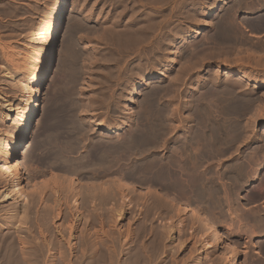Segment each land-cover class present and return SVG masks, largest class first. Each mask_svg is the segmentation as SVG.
Masks as SVG:
<instances>
[{
  "label": "bare ground",
  "instance_id": "6f19581e",
  "mask_svg": "<svg viewBox=\"0 0 264 264\" xmlns=\"http://www.w3.org/2000/svg\"><path fill=\"white\" fill-rule=\"evenodd\" d=\"M180 1L181 0H179V2ZM260 1L261 0H232L229 3V10L233 12L235 8L234 6H245L252 8L255 4L258 5L257 10H261L262 8H264V5H262ZM177 2L178 0H117L116 7L119 8L117 12H120L121 15H125L127 12H129L130 14V16L128 17L129 19L127 18L128 23L124 22L127 28H122L128 31H126V33H128L130 38L127 37V39L133 40L134 38L132 37L134 34H136V36L142 41L148 40L149 42V40H153V37L160 28V25L162 24L163 26V23L160 22V20L162 19L159 18L160 20L156 21L153 20V18L152 20L155 23L150 24L149 22L151 21L149 20V17L152 13L155 14L161 11H166L165 8L169 4H172V8H175V6H177ZM262 2H264V0H262ZM66 4L67 0H59L54 7V11L47 23V34L41 37V46L35 52V56L27 63L29 71L31 72V81L29 82V86H23L24 90L21 97L17 99H11L7 102L6 105L7 115L10 114L11 117H13L14 125L11 131L0 140V180L1 182L2 180L4 182H2L3 184L0 186L2 189L0 191V264H43L44 262L42 260L46 261V255H44L45 250H47L49 247L43 246L45 245V243L42 244V240L37 236L36 232H38V234L40 233L41 235L42 233L46 232V235L50 236L51 238V245L55 249H59L60 256L58 254V257L60 258H58L59 261L56 264H110L114 263L115 261L117 262V259L115 261L112 260L114 256L113 254L117 252V254H119V252H122V254H127L125 257L126 259H123V262L120 258L122 264H151L152 257L154 255L150 257L151 254H147L149 253V251L146 252V250L143 249L144 246H142L143 248L138 246L135 247L133 243L136 244V242H131L132 244L130 243V245L124 248V251H121V248L117 250V244L115 243L116 240L114 239V241H112V246H110L109 249L110 252L113 251V254L111 253L105 255L104 251L106 250L102 249L103 246H101L102 243L104 245L102 235H104L105 233L104 231L102 232L100 228L98 229V227L96 229L93 227L95 230L92 229L91 233L89 232L90 236H92L91 239L86 238L87 236L85 237V235L88 234H80L81 236L78 235V237L76 238V242L73 243L75 235L72 236V232L76 231V228H78L77 225L81 220L84 221L85 224L88 223L90 225L91 223V227L93 225H96L97 220L101 218L103 213H105L104 216L110 214L111 216H113L116 222L121 221L125 218L126 213L129 212H127V210H130V208H132L134 205H136L135 208H137V206L138 208L140 207L139 205H137L140 203L139 200L147 201V199L149 198V201L152 200L151 202H154V204H152V207L150 208L151 210H155L153 206L156 204H159L158 207L161 204H165V209L163 210L167 209V211L170 212L169 214H171V209L175 207L177 209V213L181 211L182 214H185V216L187 215L189 218H191V221L194 222L193 224L201 229L203 234L195 238V245L198 246L199 256H202L204 251L212 248L215 252H217L219 257L218 259L223 261L224 264H238V259L240 257L238 244L234 239H232L231 236L228 235H234L233 233H231L232 230L230 231L229 229H224L225 227H216L210 221L208 216L198 208L200 206L193 205V202L191 203L190 201L191 198H194V202H197L198 204L200 203L202 204V206L210 209L209 213H213V208V210L216 211V208H221L223 206H228L229 210L230 208L232 209V207H235L234 209H238L237 211H241L240 213L244 211V216L243 214H241L242 216L238 217L243 218L239 220L244 219L246 221L245 223L250 225V233H261L262 235H264V206H262V208L259 206L261 208L260 210L257 207L258 210L246 209L245 211L244 209H242V203L239 194L241 183L244 184L245 179L249 178L250 176L251 180L258 179L261 172V182L258 180L261 187L258 186L259 188L256 191L254 190V194L252 193L253 191H251L253 195L251 197H253L255 200L264 199V135L262 136L261 133L263 142H261V145H259L258 147H251V149L253 148V150H249V152H245V154L243 155L239 153L238 156L233 160L232 158H228L224 159L223 163H218V165L221 166L219 170L213 169V163H211L212 161L214 162V158H218L219 156H221V154L228 153V151L231 152L230 149H233V146L236 145V142L237 144H239L238 146H240V143H238V141L246 139L253 140L256 137L255 133L251 135L249 134L250 127L248 125V122L247 124L242 123L241 120L242 117H244V113L246 114V112L251 110L252 108L255 109L253 105L255 104L256 99L255 95L254 97L252 96L254 93L251 94L250 92L244 91V89L240 87V81L238 82L237 80H235L237 81L235 82L232 80V82L230 81V79H226V77L223 81H221L218 77V72L221 68L219 66H217L215 69H212L211 72H208L210 71V68H207V73L211 75V78L204 77L203 75H198L196 82L189 87L187 86L184 94L185 97L182 98L183 100L181 99L182 101H180V99H178L180 101L179 106L184 110L187 109L188 112L185 117L183 116L184 122L182 123V133H179L180 135L176 138L177 141L171 147V149L168 148V154L166 155L157 153L156 148L157 146H159L160 136L166 134L164 132H167L168 136V134H171L172 131L174 132V125L175 127L179 125V121L178 124L172 125L179 119L177 117L179 115H177V111L179 112L180 109L178 110V106L177 108L174 107L176 105L173 104V106L171 102L173 103L172 100L175 97V94H177V97L180 91H182V86L179 85V83L181 84L182 80L180 82L179 78H183L178 76L173 78L174 76L172 75L171 77L173 79L170 80V82L168 81L169 84L162 85L155 83V78L158 77L157 79H159L160 73L154 71L150 77L151 81L143 83V80H141L137 83V86L140 87L146 84H149V86L145 91H143L144 96L141 102L138 104V119H129L130 121L128 120L127 123L130 124L129 126H131V128L130 130L128 128V133L125 136L123 135V137L117 136L113 138L101 136L95 137L93 139H90L89 137L86 138V136L85 138L88 140L84 141V136L82 137L81 134L86 135L90 131V129L84 125L78 124V121H76L75 118L76 116L74 117V114L71 113V123V120L69 121L68 118L69 115H66L68 118L67 124H65V122L62 125L60 123L58 125L54 124L55 126L53 124V126H44V131L39 127L43 132L41 131L40 135H36L38 138H36L37 140L35 139V144L33 143L34 146L31 147V150L27 153H24L25 156H27L26 158H28L34 153L33 151H35V148L39 151L38 158H40L41 160L40 164L43 162L44 166L46 165L45 170H48L47 174L41 181H37L36 174L34 173L35 171L33 172L31 169H29L24 159L18 157L20 147L24 142V139L26 138L30 126L32 125L33 115L35 113L36 107L39 106V103L44 94V81L50 69L52 57L54 55V52L56 51V46L59 42L58 36L62 26ZM114 5L113 7L115 8ZM179 6H181V2ZM172 10L173 9H171L170 11ZM120 13L118 14V16L120 15ZM157 16H159V14H157ZM209 16L211 18L207 19L206 22L204 21L205 23L203 24V30L214 25L213 18L215 17V14L212 15L211 13V15ZM225 17H228V14H226ZM233 17L235 16L233 15ZM258 18L260 17L256 16L254 20L251 19V21H253L254 23L250 21L251 23L248 22L249 24H244L245 27L251 26L252 30H250V28L249 31H253L254 29L260 32H264V17L263 19L261 17L263 22H261L260 24V21H258L260 19ZM228 19L226 18V21L220 20L225 24L224 26L223 24L219 25L220 28L216 26L217 29L214 28L215 30H213L211 34L208 32L210 34V38L208 36L207 39L206 36V41H203V43L200 42V44L196 45L193 50L189 49L188 53L191 56L187 58V62H190V60H192V62H190V64L186 63L185 66L183 65L184 68L181 69L182 71L187 69L188 72H190L191 67H194L195 65L197 66L194 68H198V65H200L201 63V58L203 59L206 56L208 57V55H206L207 52L208 54H219V52L222 53L223 51L227 52L229 50L231 52V47L235 44L240 43L241 45L245 42V44H248L247 41H252V39H249L250 36H246L243 32L245 28L242 29V27L240 26L245 23V21L241 24H239V22L237 25L235 21V24H233V21L231 22L230 19ZM255 20L258 21V23H256ZM227 21H229L230 23L228 22L229 24H226ZM139 22H142L141 24H139L140 26H138V28H134L133 25ZM125 24L122 25L125 27ZM121 31H118L120 32V35L122 34ZM174 32H176L177 34V31ZM123 33H125V31ZM164 35L166 36V34ZM252 35L255 34H251V36ZM122 36L123 35H121L120 38ZM125 36H123L125 38L124 41L127 40ZM181 36L182 35H180L179 37ZM187 36H191V32L188 33ZM117 39L119 42V37L116 38V40ZM124 41L120 39V42L123 43ZM134 42L132 41L130 42V44L132 45L133 43L135 46ZM138 42L136 45H139ZM119 43L118 45H120ZM156 43L155 45L157 46ZM167 43L170 44V42ZM60 44L62 45V41ZM124 45L127 47V44ZM131 45L130 48L133 47V51L135 47ZM152 45L150 48L154 46ZM255 45L260 46L259 49H264V42H257L255 43ZM186 46L188 47V45ZM190 46L189 48L193 47ZM164 48H161V50H164ZM125 49L128 50V48ZM183 49L184 48H182L181 46H178L177 50H175L174 52L171 50L173 53L168 61L169 63H167L166 65L167 70L172 69V64L177 61L178 54H181V52L182 54H184V52L187 50L184 49L185 51H183ZM205 49H208L206 54ZM123 50L124 48L122 49V51L119 50L120 53L123 52ZM130 51L131 49L128 50V53H130ZM248 51L249 52L247 56L242 54V56H244V58L247 60L250 59V57L252 59V56H250V54L253 55L250 50ZM240 53L241 52L238 51L237 54ZM124 54L125 51L123 52V55ZM185 56L188 55L185 54ZM253 58L255 59L254 61H257L260 64L262 63V65L264 66V56L253 55ZM257 62L256 64L259 65V63ZM137 64L139 65L140 62ZM136 68L137 67H135V69ZM226 71L234 72L235 69L229 68ZM132 72L134 74V71ZM136 72L137 71H135V73ZM184 72L187 73V71ZM184 72H182V74ZM249 75L250 74H248V72L246 73L245 71V73L243 72V74H241V78L250 79ZM229 78L231 77L229 76ZM18 79L20 80L21 78ZM263 79L264 78H262V81L261 79H251V81L262 87L264 86ZM182 83H185V81ZM137 86L133 89V93L136 95L137 93H139L137 90ZM246 87L247 86H245V88ZM164 95H167L168 98L165 104H161L160 98H162V96ZM260 98L261 97L258 98L257 102H259ZM179 101L176 100L177 103ZM263 101L264 100H262V103L259 104L261 110H259V113L261 112L260 114L262 116L263 123L262 128L264 129ZM122 109L123 112H126V114H131L132 107H129L126 103L124 104ZM136 112L138 113V111ZM181 116L182 115L180 114L179 117ZM164 122L166 123V125H164ZM127 123L126 121H122L120 125H117L115 127L101 123L100 126L104 131L111 130L119 133L128 126ZM45 128L48 131H45ZM44 132H47V135H45ZM48 133L51 134L48 135ZM235 149L237 151V148ZM210 160L212 161L210 162ZM22 179H25L26 184L30 186L26 193L22 191V186H20V181ZM77 184L81 186L77 187ZM250 200H252V198ZM148 205L150 206V204ZM162 205L161 207L163 208ZM207 208L206 210H208ZM157 209L159 208L156 207V210ZM168 209H170L171 211ZM225 210L223 209V211ZM229 210L227 212L230 214ZM146 211H149V209H147ZM215 211L214 213H216ZM223 211L221 210L220 212L222 213ZM238 212L236 213L234 211V213L231 214H236V217L237 214L239 215ZM172 214L175 218L176 212ZM172 214L170 215L171 218L169 217L171 220L173 217ZM44 217L47 219L44 220ZM106 217L109 218L110 216L108 215ZM171 220H169V222ZM56 221H59L57 225L58 227L60 226V229L54 227L55 230L52 231L50 229L52 226L50 227V225L52 223L54 226V223ZM65 221L66 223L68 222L66 224L67 226L64 225ZM102 221L103 220H101V222ZM141 223H139V225ZM145 223L147 224L148 221H146ZM111 225L113 227L114 224ZM143 225H140L141 228L139 230L142 229ZM169 225L170 227L167 228H171V222ZM162 226L161 230L165 231L166 226L164 225L165 228L163 226L164 229L162 228ZM138 227L136 229H138ZM177 227L179 231H183V224H181L180 222ZM255 228L258 230V232H256L257 230ZM144 229L146 230V227H144L143 230ZM82 230H84V228ZM116 230L118 236L122 235L121 232L118 231V229ZM22 232L25 234L24 236L27 239H25L26 242H24L22 237H20V233ZM66 232L68 233V238L66 237L67 239L65 238ZM111 232L114 234L112 230ZM169 232L166 233L168 234ZM83 233L87 232L83 231ZM126 233L127 236L131 238L133 232L129 228H127ZM138 235L139 234H137V236ZM177 237H175V239L171 241L175 242L174 244H176L175 247L177 248V250H182L185 246V241L178 240ZM162 238L164 242V237L162 236ZM110 239H112V234ZM153 240H150V244H155L153 242L151 243V241ZM158 241H156L155 246L157 245ZM137 244L139 245V243ZM158 244L160 245V243ZM164 244L166 245L165 242ZM25 245L27 246L25 247ZM44 247H46V249ZM160 247L162 249L163 246L161 245ZM158 250L159 249H157V252L163 251ZM73 251L76 252V258L74 256L75 259H73L72 261L70 256L73 255ZM151 252L152 251H150V253ZM211 252L213 251L211 250ZM107 253H109V251H107ZM211 254L213 255V253ZM203 258L204 257L202 256L200 260L202 261Z\"/></svg>",
  "mask_w": 264,
  "mask_h": 264
},
{
  "label": "rangeland",
  "instance_id": "374dc122",
  "mask_svg": "<svg viewBox=\"0 0 264 264\" xmlns=\"http://www.w3.org/2000/svg\"><path fill=\"white\" fill-rule=\"evenodd\" d=\"M58 1L59 0H0V140L5 135H7V133H9L11 131V129L13 128V125H14L13 124V117H11L10 114L7 115V111H6L7 102L10 101L11 99L20 98L22 95V92L24 90V87L29 86V82L31 81V72L29 71L27 63L29 62V60H31L35 56V52L41 46V37L43 35L47 34V23H48L51 15H52V13L54 11V7L58 3ZM230 1H232V0H195V1L192 0V2H193V4H192L191 0H189V1L188 0H181L180 1L181 6H179L180 2L178 0L177 6L179 7V9L177 6H175V8H172V6H171L172 4L171 5L169 4L165 8L166 11H161V12L155 13V14L152 13L151 14L152 17L151 16L149 17V20L151 21V22H149L150 24L155 23L153 20L157 21V20L162 19V20H160V22L163 23V26H162V24L160 25V28L158 29V31L155 34L156 37L154 36L153 37L154 39L151 41L149 40V42H148V40H146V41L140 40L136 36V34L133 35V37H132V38H134L133 40L127 39V37L130 38L128 33H126L127 30L126 29L124 30L122 28H127L125 23L126 22L128 23L127 18L130 16V14H129V12H127L125 15L124 14L121 15L120 12H117L119 10V8L116 7L117 0H115V2H114V0H67L65 12H64V17H63V21H62V26H61L60 33L58 36L59 42L56 46V51L54 52V55L52 57L50 69H49L47 77L44 81V94H43V97L39 103V106L36 107L35 113L33 115L32 125L30 126V129L27 132L26 138L24 139V142L22 143L20 150H19V153H18V157H21L24 159V161L27 164V166L29 167V169H31L33 172L35 171L34 173L36 174L37 181H39V180L41 181L43 179V177L47 174L48 170L47 169L45 170L46 165L44 166L43 162L40 164L41 160H40V158H38V155H39L38 152L39 151L36 150V148L34 149L35 151H33L34 153L32 152L33 154L31 153L32 155L28 158H26L27 156H25L24 153L29 152L31 150V147L34 146L33 143L35 144L34 141L37 140L36 138H38L37 136L40 135V132L42 130L44 131V129H43L44 126H53L54 124L58 125L60 123L62 125L65 122H66L65 124H67L68 118H69V121L71 120L70 121V123H71L72 122L71 116H72V114H74V117L76 116L75 118H76V121H78V124L84 125L90 129V131L86 135L81 134L82 137L84 136L83 137L84 141L88 140V139H86L88 137L90 139L91 138L93 139L95 137H101V136L102 137L107 136L110 138L117 137V136L123 137V135L125 136L128 133L127 132L128 128H129V130L131 128V126H129L130 124L127 123L128 120L129 119L130 120L138 119L137 118L139 116V109H138L139 105L138 104L141 102V100L144 96L143 91H145L147 89V87L149 86V84L148 85L146 84V85L140 87V86H137V83L141 80H143L142 81L143 83H147V82L151 81L150 77L154 71H157L160 73L159 79H157L158 77L155 78V80H156L155 83H158V84H162V85L163 84L164 85L169 84L170 80H172L176 76L182 77L184 79L183 80V79L179 78L180 82H181V80H182V82L185 81V83H182V82H181V84L179 83V85L182 86V87L180 86L182 91H180L179 95L181 94V92H182V94L180 95V97H179V95L177 96L179 98H177L176 97L177 94H175V97H174L175 100L173 98V100H172L173 103L171 102L172 105L173 104L176 105V106L173 105L174 107L177 108V106H178L179 107L178 110L180 109L179 110L180 113L177 111V115L179 114L177 117L179 119L177 121H175L172 125L178 124V121H179V125H177L176 127L174 125V129H175L174 132L172 131V133L168 134V136H167V132H164L166 134L163 133L164 135H161L162 137L160 136L159 142L161 143V145L159 143V146H157V148H156L157 153L163 154V155L168 154L167 150L171 149V147L177 141L176 138L182 133V127H183L182 123L184 122V117H185V115H187L188 110L187 109L184 110L179 105H180V101L183 100L182 98L185 97L184 94H185V91L187 89V86L189 87V86L193 85V83L196 82L198 75H201V76L203 75L204 77L211 78V75L209 73H207V68L208 69L210 68L209 69L210 71H208V72H211L212 69H215L217 66L221 67L219 69V72H218V77L221 81H223L225 79V77H226V79H230V81H232V80L233 81L237 80L238 82L240 81L241 82L240 87L242 89H244V91L250 92L251 94L254 93L252 96L254 97V95H255V99H256L255 104L253 105L255 107V109L252 108L251 110L247 111L246 114L244 113L243 114L244 117H242L241 120H242V123L247 124V122H248V125L250 127L249 134L251 135V134L255 133L256 137L253 140L252 139H246V140L238 141V143H240V146H238L239 144H237V142H236L235 143L236 145L233 146V149L232 148L230 149L231 152L228 151V153L221 154V156H219L218 158H214L213 159L214 162L212 160H210V162L212 161L211 163H213L212 164L213 169L219 170V168H221V166L218 165V163L219 164L223 163L224 159L232 158V160H233L238 156L239 153L241 155H243V154H245V152H249V150H253V148H256L259 145H261V142H263L262 136L264 135V133H263L264 129L262 128L263 123H262V116L260 114L261 112L259 113V110H260L259 104H261L262 103L261 101L264 100L263 99L264 98V93H263L264 92V86H262L263 87L262 88L260 85H257L254 82H252L251 79H261V81H262V78H264V66L262 65V63L260 64L259 62L254 61L255 59L253 58V55L264 56V49H262V48L259 49L260 46L255 45V43H257V42H259V43L264 42V40H263L264 39V32L263 31L260 32V31L254 30V29H253V31H249L250 28H251L250 30H252V27L251 26L245 27L244 24H246V23L249 24L248 22H250L251 19L254 20L256 16L260 17V18H258V19H260V20H258V21H260L259 24L261 22H263L262 19L264 17V14H263L264 8H262L263 10L262 9L257 10L258 5H256V4L252 8L245 7V6L244 7L234 6L235 8L233 10V12H234L233 13L229 10L230 9V4H229ZM260 2L262 3V5H264V2H262V0ZM113 5L115 6V8L113 7ZM167 7H168V10H167ZM224 7H226L227 9ZM171 9H173L175 11L172 10L173 11L172 12V11H170ZM251 9H253V10H251ZM258 11H259V13H258ZM119 13H120V15L118 16ZM211 13H212V15L215 14V17L213 18V22H214L215 26L213 25L212 27H208L205 30H203V24L206 22L207 19L211 18L209 16V15H211ZM157 14H159V16H157ZM160 14H162L163 16ZM226 14H228L230 21L231 22L233 21V24L237 23V25H238L239 22H240L239 24H241L245 21V23L242 24L243 26L242 25H240V26L242 27V29L245 28V30H243V32L245 33L246 36L247 35H248V37L250 36L249 39L250 40L252 39V41H254V42H252V41L248 42L247 41L248 44L250 43L249 45L245 44L246 42L244 44H241V45H240V43H237V44H235L236 46L234 45L231 47L232 48L231 52L229 50L227 52L223 51L224 53L219 52V54H217V53L216 54H213V53L208 54V52H207L208 49L207 50L205 49L206 50L205 54L207 52L206 55H208V57L204 54L206 57L203 56L205 58H203V59L201 58V63H200V65H198L199 66L198 68H194L197 66V65H195L194 67H191V71L189 68L190 72H188L187 69L184 70V71H187V73L182 71L181 69L184 68L186 63L190 64V62H192V60H190V62L189 61L187 62V58H189L191 56L188 53L189 49L193 50V48L196 47V45L200 44V42L203 43V41H206L208 39V36L210 38L211 32L213 30L217 29L216 26H218V28H220L219 27L220 24H223V26H224L225 24L222 21H224V20L226 21V18L228 19V17H225ZM229 14H230L231 18L229 16ZM232 14L235 17H233ZM221 17L224 19H222ZM232 17H233V19H232ZM261 17H262V19H261ZM241 19H242V21H241ZM220 20H222V21H220ZM256 20H257V18H256ZM234 21H235V23H234ZM258 21H256V23H258ZM117 22H118V24H117ZM228 22L229 21H227V23L226 22L225 23L229 24L230 22L229 23ZM251 22L254 23L253 21H251ZM141 23L140 22L135 23L133 25L134 28H138V26H140L139 24H141ZM122 24L123 25L125 24V27ZM221 27H222V25H221ZM246 28H248V29H246ZM161 29L164 33L161 31ZM166 29H167V32H166ZM123 30L125 31V33L127 35L125 33H123L124 32ZM118 31H121V33H122L121 35H123V36L126 35L125 36L127 39L126 41H124L125 38L123 36L120 38L121 35H120V32H118ZM174 31H177V34ZM161 32L163 33V35ZM190 32H191V36H187V34ZM258 32H260V33H258ZM164 34H166V36ZM185 34H186V36H185ZM251 34H255V35L251 36ZM177 35H179V36L182 35V36L179 37ZM206 36H207V39H206ZM118 37H119V42L121 39L125 43L124 42L119 43L118 39L116 40V38H118ZM202 39H204V40H202ZM61 41H62V45L60 44ZM129 41L130 42H132V41L138 42L139 41L138 42L139 45H136L137 42H134L135 46L133 43L131 45ZM117 42L121 45V47H120V45H118ZM127 42L131 46L135 47V49L133 51H132L133 47L130 48V45ZM167 42H170V44H168ZM155 43L157 44V46L155 45ZM124 44H127V47ZM159 44L160 45L162 44V45L160 46ZM123 45H124V47H123ZM145 45H146V47H145ZM151 45L153 46L152 48H150ZM186 45H188V47ZM159 46H160V48H159ZM178 46L179 47L181 46L185 50L187 49L186 50L187 53L183 49V51H185L184 54H182V52H181V54H178L177 61L172 64V69L167 70L166 65H167V63H169L168 61H169L172 53L175 50H177ZM189 46L190 47L193 46V47L189 48ZM122 47L124 48L123 52L125 51L124 55H123V52L120 53V51H119V50L122 51V49H123ZM241 47H242V49H241ZM125 48H128V50L131 49L130 53H128V50ZM161 48H164V50L163 49L161 50ZM144 49H146V50H144ZM248 50H250V52H252L253 55L250 54V56H252V59L250 57V59L247 60L244 58V56H242V54L247 56V54L249 52ZM136 51H138V52H136ZM147 51H148L149 56L147 55ZM238 51H240L241 53L237 54ZM185 54L188 56H185ZM209 55H211V56H209ZM238 55H239V57H238ZM142 56L144 57V59ZM141 57H142V59H141ZM241 59H242V61H241ZM250 60H252V61H250ZM139 62H140V64L138 65L137 63H139ZM256 62L259 63L260 66L258 64H256ZM133 65H134V67H133ZM130 67H131V69H130ZM135 67H137V68L135 69ZM229 68L235 69V71L234 72H227L226 70ZM25 71H27V72H25ZM132 71H134V74ZM135 71H137V72L135 73ZM245 71H246V73L248 72V74H250L249 75L250 79L241 78V74H243V72L245 73ZM182 72H184V73L182 74ZM199 72H200V74H199ZM176 74H178V75H176ZM172 75L174 76L173 78L171 77ZM209 75H210V77H209ZM229 76L231 78H229ZM18 78H21V79L19 80ZM186 79H188V80H186ZM237 81H235V82H237ZM243 83H244V85H243ZM263 83H264V79H263ZM136 86H137V90L139 92V93H137V95L133 93V89L136 88ZM183 86H184V88H183ZM245 86H247V87L245 88ZM259 97L262 98V99L261 98L259 99L260 103L257 102ZM167 98H168L167 95L162 96V98H160L161 104H165V102L167 101ZM178 99H180V101ZM176 100L179 101L178 102L179 104L176 102ZM175 102H176V104H175ZM125 103L129 107H132V109H131L132 115L131 114L128 115V114H126V112H123L122 108H123ZM256 104H257V106H256ZM136 111H138V113ZM133 112H134V114H133ZM67 113H70V114H67ZM167 114H168V112H167ZM180 114L182 115L181 116L182 118L179 117ZM66 115H69V116L71 115V116L70 117L68 116V118H67ZM122 121H126L128 126L125 127V129L119 133L118 132L116 133L115 131H111V130H109V131L105 130L104 131L103 128L100 126V124L103 123V124L115 127L117 125H120V123ZM164 125H166L165 122H164ZM46 128H45V131H48ZM165 131H166V128H165ZM36 132H38V133H36ZM49 132H50V130H49ZM44 133H45V135H47L46 134L47 132H44ZM261 133H262V136H261ZM49 134H51V133H48V135ZM120 134H121V136H120ZM98 135H100V136H98ZM241 142H242V144H241ZM160 146H161V148H160ZM251 147H253V148L251 149ZM235 148H237V151ZM43 169H44V171H43ZM36 171H37V173H36ZM43 172L44 173L46 172V173L44 174ZM260 177H261V172H260ZM260 177L258 179L251 180V176H250L249 178L245 179L244 184L241 183L239 194H240V199H241V203H242L241 204L242 209H244L245 211H246V209L247 210H256L257 207L260 210L262 208V206H264V199L263 200L262 199L255 200L253 197H251V196H253L252 193L254 194V192L259 187H261L260 186V182H261ZM258 180L260 182H258ZM0 182H1V180H0ZM2 182H3V180H2ZM2 182L0 183V186L4 183V182L3 183ZM20 186H22V191L24 193H26L28 191V189L30 188V186L28 184H26L25 179H22L20 181ZM80 186H79V184H77V187H80ZM1 190L2 189L0 187V191ZM251 191H253V192L251 193ZM249 196L252 198V200H250L251 198ZM263 197H264V195H263ZM149 199H147V201L139 200L140 203L138 202L139 204H137V205H139L140 207L138 208V206H137V208H135L136 205H134L132 207L133 209L130 208V210H127V212L128 211L129 212L126 213L125 218L122 219L121 221L116 222L114 220L113 216H111L110 214L106 215V216H108V215L110 216L109 218H107L106 216H104L105 213L102 214V216H104L105 218L101 216V218L97 220L98 226L96 224V225H93L90 227V225H92L91 223L89 225L88 223L85 224L84 221H82V220L79 221V223L77 225L78 228H76L75 232H72V236L75 235L74 239H73V243L76 242V240H77L76 238L80 234L81 235L82 234L83 235L88 234V235H85V237L87 236L86 238L91 239L92 236H90L89 232L91 233L92 229H94V228L96 229L98 227V229L100 228V230L102 232L104 231V233H105L104 235H102L104 245L102 243L103 241L101 242L102 244L100 243L101 246H103L102 249L106 250V251H104L105 255L111 254V253L113 254V251L111 250L112 252H110L109 249H110V246H112V241H114V239H115L116 240L115 243L117 244L116 245L117 250H119L121 248L120 249L121 251H124V248L126 246L130 245L131 242L132 243L136 242V244L133 243L135 245V247L136 246H138V247L144 246V248L143 247L142 248L145 249L146 252L149 251V253H147V254L148 255L151 254L150 257L152 255H154L152 257L151 264H224L223 261L218 259L219 257H218L217 252H215L212 248L208 249L209 251L208 250L204 251V253L202 255L204 258L202 259V261L200 260L202 256H199V254H198L199 249H198V246L195 245L196 244L195 238H197V236L202 235L203 232L195 224H193L194 222L191 221V218H189L187 215H186L187 216L186 217L185 214H182L181 211L179 213H177V211H176L177 209L174 207L173 208L174 210L173 209H171V210H172V213L176 212V214H175L176 219L174 218V215L171 213L173 216L172 220H171L170 219L171 214H169L170 212L167 211V209L163 210V209H165L164 208L165 204H163V205L161 204L163 206V208L161 207V205L158 207L159 204L158 205L156 204V205H154L155 207L153 206V208H155V210H151L150 208L152 207V204H154V202H151L152 200L149 201ZM191 202H193L192 203L193 205L200 206V207H198V206L197 207L199 209H201V211H203L208 216L210 221L216 227H221V228L225 227L224 229H229L230 231L232 230L231 233H233L234 235H232V234H228V235L231 236L232 239H234L238 244V248L240 250V257L238 259V264H264V243H263L264 242V235H262L261 233H255V234L250 233L251 232L250 228H249L250 225L246 224L245 223L246 221L244 219L239 220V219H242L243 217L238 218L239 216L240 217L242 216L241 214H243V216H244V211L241 208L240 209L243 211L242 213H240L241 212L240 210H239L240 212H238L237 211L238 209L235 210L234 209L235 207L234 208L232 207L233 210L231 208L229 210L228 206H223L224 208L221 207L224 210L226 209L225 211H223V209H221L220 207L219 208L215 207L216 211L213 210L214 209L213 208L212 209L213 213H209L210 209H208L207 207L202 206V204H200V203H199L200 204L199 205L197 202H194V201H191ZM143 204H146V205H143ZM148 204H150V206ZM141 206L143 209L141 208ZM156 207L159 209L156 210ZM204 207H205V209H204ZM206 208L208 210H206ZM147 209H149L150 212L146 211ZM217 209H219V210H217ZM168 210H170V209H168ZM221 210L223 211L222 213L220 212ZM228 210H229L230 214L227 212ZM214 211L216 213H214ZM234 211L236 213L238 212L239 215L237 214L236 217H235L236 214L232 215L231 213H234ZM206 212H208V213H206ZM177 214H179V215H177ZM215 216H216V218H215ZM46 219L47 218L44 217V220H46ZM101 220H103V221L101 222ZM142 220H144V221H142ZM145 220L148 221L147 224L145 223L146 222ZM149 220H150V222H149ZM169 220H171L170 222H171V228L172 229L167 228V227H170ZM141 221H142V223H141ZM143 222H144V225H143ZM179 222L181 224H183V228L181 227L183 229V231L182 230L179 231V229L177 227ZM236 222H238V223H236ZM55 223H56V225H55ZM55 223H54V226L52 223L50 225V227L52 226L50 228L52 231L55 230L54 227L60 229V226L58 227V225H57V223H59V221H56ZM67 223L65 221L64 225H66ZM94 223H95V221H94ZM109 223H110V225L114 224L115 226L113 225V227H112V225H111V229H110ZM139 223H141L140 225H143L144 227H146V230L145 229L143 230L144 227L142 226V229H141L142 232H141V230H139L141 228ZM162 225L166 226V228L164 226L165 231L161 230ZM236 225H238V226H236ZM241 225H243V226H241ZM99 226H101V227H99ZM163 226H162V228H163ZM82 227L84 228V230H82L83 229ZM137 227H138V229H136ZM112 228H114V229H112ZM127 228H129L133 232L131 235V238H129L127 236V233H126ZM116 229H118V231L121 232L122 235L118 236ZM80 230H82V231H80ZM111 230L114 232V234L111 232ZM151 230H152V232H151ZM83 231L87 232V233H83ZM166 232H169V233L167 234ZM256 232H258V230ZM44 233H42V235H41L40 233L38 234V232H36L37 236L39 238H41L42 244L45 243V245H43V246L49 247L47 250H45V253H44V255H46V257L45 256L44 257H45V260L47 262L44 260H42V261L46 264H49V262H50V264L51 263L56 264L59 261L58 258H60V257H58V254L60 253V251H59V249L57 250L51 245L50 236H47L46 232H44ZM109 234H110V236H109ZM111 234H112V239H110ZM137 234H139V235L137 236ZM178 234H179V236H178ZM24 235L25 234L23 232L20 233V237H22L23 241L26 242L27 239L25 238ZM114 236H115V238H114ZM162 236L164 237V242L166 243V245L163 242ZM66 237L68 238L67 232H66L65 238ZM175 237H177L178 240H184L185 241V246L182 250H177V248L175 247L176 244H174L175 242H172L173 239H175ZM155 238H157V239H155ZM166 238H167V240H166ZM151 239L155 240V241L154 240L151 241V243L153 242L155 244H156V241H158V239H159L158 243H160V245L158 243L156 246H155V244H150ZM160 239H162V240H160ZM117 240H119V241H117ZM121 241H122V243H121ZM118 243L119 244L121 243L120 246ZM137 243H139V245ZM140 244H143V245H140ZM161 245L163 246L162 249L160 247ZM26 246L27 245H25V247ZM46 247H44V248L46 249ZM122 247H123V249H122ZM157 249H159L158 251H162V250L163 251L165 250V251L164 252L163 251L157 252ZM154 250H155V252H154ZM211 250L213 252H211ZM107 251H109V253H107ZM150 251H152V252L150 253ZM210 252L213 253V255ZM75 253L76 252L73 251V255L70 256L72 261H73V259L76 258ZM117 253L113 254L115 256V259H114V256L112 255L113 256L112 260L115 261L117 259V262L115 261L114 263H110V264H117V263L121 262V259H122V262L126 259L125 257L127 254H124V253L122 254V252L121 253L119 252V254H117ZM47 255H48V257H47ZM59 256H60V254H59ZM74 256H75V258H74ZM211 257H213V258H211ZM122 262L120 264H122Z\"/></svg>",
  "mask_w": 264,
  "mask_h": 264
},
{
  "label": "flooded vegetation",
  "instance_id": "af4514ba",
  "mask_svg": "<svg viewBox=\"0 0 264 264\" xmlns=\"http://www.w3.org/2000/svg\"><path fill=\"white\" fill-rule=\"evenodd\" d=\"M181 196H182V195H181ZM192 199H193V200H192ZM190 200H191V201H195L194 198H191ZM191 203H192V202H191Z\"/></svg>",
  "mask_w": 264,
  "mask_h": 264
}]
</instances>
